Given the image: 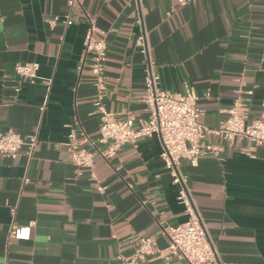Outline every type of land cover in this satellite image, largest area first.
Instances as JSON below:
<instances>
[{
  "label": "crops",
  "instance_id": "crops-1",
  "mask_svg": "<svg viewBox=\"0 0 264 264\" xmlns=\"http://www.w3.org/2000/svg\"><path fill=\"white\" fill-rule=\"evenodd\" d=\"M68 12L65 0H0V134L38 140L32 157L26 147L15 159L0 157V264H118L140 236L157 243L145 264H163L165 230L186 216L159 138L125 145L109 162L98 157L78 172L65 146L72 130L99 136L84 56L88 21L108 44V111L149 118L137 44L145 30L160 87L195 89L200 122L213 130L238 97L249 99V121L264 116V0H79L74 25L49 28V18ZM27 62L39 64L38 75L21 80L15 65ZM207 141L223 152L203 154L197 166L183 161L180 171L210 239L226 263L264 264V145ZM12 226H32L29 238L10 236Z\"/></svg>",
  "mask_w": 264,
  "mask_h": 264
},
{
  "label": "built area",
  "instance_id": "built-area-1",
  "mask_svg": "<svg viewBox=\"0 0 264 264\" xmlns=\"http://www.w3.org/2000/svg\"><path fill=\"white\" fill-rule=\"evenodd\" d=\"M65 1L69 12L63 17L49 18V28L54 29L58 25L68 28L74 25L75 17L72 12L78 7L79 0ZM188 1L192 0H179L181 4ZM137 44L144 57L143 102L149 112V118L136 120L133 116H128L120 119L108 111L104 104L108 60L106 36L95 20L89 19L84 38V56L91 60L95 90L93 105L100 118L99 136L93 140L80 130H72L65 142L70 161L77 172L93 169L98 157L109 162L125 145H136L142 139L157 136L162 145L160 158L173 182L179 186L177 200L183 206L186 216L185 222L165 230L169 244L162 255L163 264H171L173 258L181 259L186 264H229L222 260L211 241L188 188V177L181 173L180 166L183 161L197 166L203 154L219 156L223 152L221 146L207 141L210 135L227 141L240 138L249 141L254 147L263 146L264 116L249 121V99L238 97L220 126L209 130L200 122L204 112L199 106L200 97L195 89L186 85L185 92L177 93L160 87V75L156 71V63L151 56L145 30L138 36ZM39 68L36 62L18 63L15 65V73L21 80H31L37 78ZM252 94L253 91L248 92V95ZM44 109L43 105L41 110ZM37 141L35 135L23 137L14 131L0 134V157L15 159L23 147L27 148V154L32 157ZM250 152L246 150V153ZM92 178L96 179L94 175ZM96 188L99 192L106 189L99 185ZM31 227L20 229L12 226L10 236L28 239ZM157 252L154 238L140 236L136 238L130 253L117 256L118 264H145V261Z\"/></svg>",
  "mask_w": 264,
  "mask_h": 264
}]
</instances>
